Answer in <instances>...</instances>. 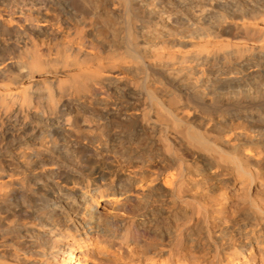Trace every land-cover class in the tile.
Wrapping results in <instances>:
<instances>
[{
	"label": "bare ground",
	"instance_id": "bare-ground-1",
	"mask_svg": "<svg viewBox=\"0 0 264 264\" xmlns=\"http://www.w3.org/2000/svg\"><path fill=\"white\" fill-rule=\"evenodd\" d=\"M0 264H264V0H0Z\"/></svg>",
	"mask_w": 264,
	"mask_h": 264
}]
</instances>
